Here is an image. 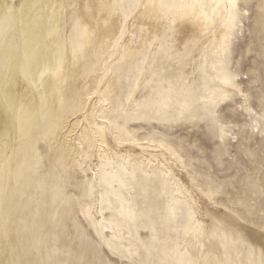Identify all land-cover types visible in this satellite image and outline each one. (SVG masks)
I'll use <instances>...</instances> for the list:
<instances>
[{"label":"rangeland","instance_id":"rangeland-1","mask_svg":"<svg viewBox=\"0 0 264 264\" xmlns=\"http://www.w3.org/2000/svg\"><path fill=\"white\" fill-rule=\"evenodd\" d=\"M73 1L71 20L68 24L65 17L62 20L58 51L49 56L43 54L42 43L52 23L44 19L35 28L27 16L34 1L0 0V114L4 115L0 125V260L32 264L196 262L185 245L187 212L195 211L181 200L176 188L189 199L201 191L209 193L217 204L264 229V137L257 132L264 131L258 115L264 111V0H237V22L229 44L214 55L218 58L214 68L205 57L195 60V42L184 52L178 51L167 43L170 30H163L152 52L153 63L138 84L134 108L123 107L121 96L133 90L145 56L132 57L121 65L122 94L107 111L111 140L128 148L129 136L163 141L176 152L181 165L142 148L149 157L145 165L132 164L129 156V164L104 156L98 163L99 190L89 174V167L95 165V143L84 151L73 139V151L65 149L59 155L61 138L51 145L57 131L55 117L44 107L27 113L19 107L22 75L27 73L37 84L41 70L58 63L69 73L82 31L76 23L79 3ZM163 1L179 5L185 0ZM204 6L207 12L213 10L207 0ZM119 50L115 45L107 57L98 59L100 81L89 96L97 98L99 107L106 103L102 85ZM93 64L89 53L85 54L83 69ZM215 75L241 91L227 89L226 95ZM76 94L80 89H72V98ZM71 103L65 97L66 106ZM212 112L218 123L213 122ZM112 123L120 143L114 139ZM164 163L170 178L161 176ZM129 251L135 255L130 257Z\"/></svg>","mask_w":264,"mask_h":264},{"label":"bare ground","instance_id":"bare-ground-1","mask_svg":"<svg viewBox=\"0 0 264 264\" xmlns=\"http://www.w3.org/2000/svg\"><path fill=\"white\" fill-rule=\"evenodd\" d=\"M36 6L28 13V17L34 20L35 28L43 24L44 19L52 23V29L49 34L43 38L42 52L45 55H56L58 51V37L62 32V20L65 17L66 24L69 23L73 15V0H32ZM89 1V4L86 2ZM211 3L213 10L207 12L204 0H188L182 3L190 4L195 2L197 7L195 14H190L182 18V12L175 8L161 9L159 7L161 0H144L145 3H155V9L149 8L147 11L152 12V18H148L145 10L141 9L140 13L134 19H130L126 33L121 35V27L124 26L121 17L110 19L107 12L102 13L98 5L101 0H78L77 19L81 21L82 31L78 41L77 51L72 55L70 61L69 73L61 63L54 66H47L41 70L38 76L37 84L29 78L22 75L19 88V107L25 108V113L32 112L36 107L47 108L50 114L56 120V133L51 139V145L54 140L61 138L57 146V154L61 155L65 149L67 153L73 151L74 141L77 145L83 146L84 151L95 143V165L89 167L91 178L95 182V188L100 189L98 163L104 156L116 163L129 164L126 158H130L132 164H147L149 157L145 151L151 153L164 154L167 159L179 164V156L165 142L155 141L153 139L139 140L133 136L127 137L131 141V148L124 145L116 146L111 140L107 123H110V117L107 111L115 102L116 96L122 94L121 89V65L127 64L132 57H139L144 54V61L141 67L143 70L140 77L135 83L133 90L121 96L123 107L134 108L138 101L139 95L138 84L143 80L147 70L153 63L154 57L152 52L159 41L157 36L165 29L170 30L171 35L167 36V43L174 49L184 52L185 48L195 42L197 46V55L195 60L198 61L201 56L208 59L214 68L213 62L217 58L215 54H221V49L228 45L230 31L235 27L229 18V0H207ZM111 3L112 0H105ZM164 2V1H163ZM238 4V1L236 0ZM206 13L207 15H203ZM22 14L18 15L22 19ZM173 20L175 23L173 24ZM107 21V22H106ZM264 32V22H263ZM119 45L120 50L116 60L112 63L111 71L102 88V96L106 103L99 107L97 98L90 93L96 89L99 84L97 75L98 59L103 55L108 56V51ZM164 51V48H162ZM94 66L83 69V60L85 54H88ZM222 57L220 55L219 60ZM218 60V58L216 59ZM41 73H44L41 76ZM70 74L73 78L70 81ZM219 87L225 91L227 89L240 88L232 86L230 82L225 83V78L215 75ZM80 89V94L72 98V89ZM225 95V96H226ZM65 97L72 100L70 106H66ZM203 103L205 100L202 101ZM99 111L97 114L96 112ZM258 112L264 125V111ZM4 113V111H3ZM6 114V113H5ZM84 116L82 122L81 117ZM4 115L0 114V125ZM59 121H58V118ZM20 118L18 115L17 129ZM26 122L27 121H23ZM258 124V123H256ZM113 136L116 142L122 141L119 132L112 123ZM262 135L261 129L257 130ZM93 134V135H92ZM264 137V135H263ZM89 139V142H88ZM106 145V147H103ZM119 147V148H117ZM82 161L85 160L82 158ZM152 164H155L152 159ZM161 169V176L170 178L167 165ZM177 193L181 200H184L194 211L187 212L185 227V245L197 264H259L260 249L264 246V229L247 223L235 213L224 206L217 204L210 197L209 193L201 191L200 195H195L189 199L183 191ZM98 209L96 208V213ZM251 246L255 249L253 255L249 251ZM6 247V242L2 244Z\"/></svg>","mask_w":264,"mask_h":264},{"label":"snow or ice","instance_id":"snow-or-ice-1","mask_svg":"<svg viewBox=\"0 0 264 264\" xmlns=\"http://www.w3.org/2000/svg\"><path fill=\"white\" fill-rule=\"evenodd\" d=\"M228 6H229V18L232 22L233 25H235V23L237 22V18L239 16V6L236 3V0H229L228 2ZM98 7L100 8L101 12H107L108 16L110 19L115 18V17H121L123 19L124 25H126L130 19H134L136 15H138L141 11V9L145 10V13L147 15L148 18H152L153 13L147 11L149 8L151 9H155L157 7V5L155 3H145L144 0H112L111 3H107L105 2V0H101V3L98 5ZM159 7L161 9H165V8H177L179 10H181L182 12V18L190 15V14H195V9L197 7V4L195 2L190 3V4H185V3H181L179 5H169L163 2V0H161V3L159 5ZM200 7L203 9L204 5H200ZM11 11V10H10ZM203 15H207L206 13H203ZM107 22V21H106ZM77 25L81 24L80 20H77ZM175 23V20H173V24ZM125 27L122 26L120 31H121V35L124 34L125 32ZM44 73H41V76H43ZM25 78H27V73H25ZM228 80H225V83H228ZM243 95V93H242ZM245 99L247 100V97H245ZM5 102L7 103V98L5 100ZM247 105H243V107H246ZM261 108L262 110H264V95L261 96ZM211 117L213 119V122L218 123L219 122V118L217 117L215 112L211 113ZM261 128H264V125H261ZM221 131H223V128L221 129ZM262 135H264V132H262ZM103 147H106V145H103ZM261 192H264V187H261ZM4 238L7 239L8 238V234L5 233L4 234ZM109 247L111 248V244H109ZM246 247H249V251L254 255L255 254V249L252 248L249 245H246ZM115 254V252H114ZM128 255L134 256L135 253H132L131 251H129ZM0 264H32L31 261H24V260H16V259H12L10 261H4V260H0ZM48 264H54V262L49 261ZM131 264H136L135 260L131 261ZM179 264H185L184 261H180ZM188 264H196V262H188ZM250 264H254V262H250ZM259 264H264V246L261 247L260 249V261Z\"/></svg>","mask_w":264,"mask_h":264}]
</instances>
